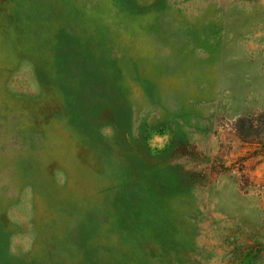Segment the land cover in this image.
Returning <instances> with one entry per match:
<instances>
[{"label": "rangeland", "instance_id": "1", "mask_svg": "<svg viewBox=\"0 0 264 264\" xmlns=\"http://www.w3.org/2000/svg\"><path fill=\"white\" fill-rule=\"evenodd\" d=\"M0 264H264V0H0Z\"/></svg>", "mask_w": 264, "mask_h": 264}, {"label": "trees", "instance_id": "2", "mask_svg": "<svg viewBox=\"0 0 264 264\" xmlns=\"http://www.w3.org/2000/svg\"><path fill=\"white\" fill-rule=\"evenodd\" d=\"M245 121H247V118H245V117H243V116H238V117H236V118L234 119V122H233L234 127H235V129H236V133H237V135L240 136V137H242V134H241V132H239L238 127H239V125H241V124H242L243 122H245ZM241 160H242V159H241Z\"/></svg>", "mask_w": 264, "mask_h": 264}, {"label": "clouds", "instance_id": "3", "mask_svg": "<svg viewBox=\"0 0 264 264\" xmlns=\"http://www.w3.org/2000/svg\"><path fill=\"white\" fill-rule=\"evenodd\" d=\"M166 139V137L162 138V137H155V141H156V146H158L160 149H163V146H164V140ZM28 248L25 247L24 248V251H27Z\"/></svg>", "mask_w": 264, "mask_h": 264}]
</instances>
